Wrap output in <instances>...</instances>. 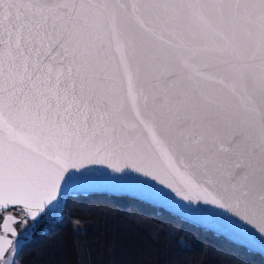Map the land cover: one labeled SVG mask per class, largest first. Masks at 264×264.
<instances>
[{
    "label": "snow or ice",
    "instance_id": "snow-or-ice-1",
    "mask_svg": "<svg viewBox=\"0 0 264 264\" xmlns=\"http://www.w3.org/2000/svg\"><path fill=\"white\" fill-rule=\"evenodd\" d=\"M97 175L264 253V0H0V264Z\"/></svg>",
    "mask_w": 264,
    "mask_h": 264
},
{
    "label": "trees",
    "instance_id": "trees-1",
    "mask_svg": "<svg viewBox=\"0 0 264 264\" xmlns=\"http://www.w3.org/2000/svg\"><path fill=\"white\" fill-rule=\"evenodd\" d=\"M60 214L34 232L18 264H264L257 254L127 197H66Z\"/></svg>",
    "mask_w": 264,
    "mask_h": 264
},
{
    "label": "water",
    "instance_id": "water-1",
    "mask_svg": "<svg viewBox=\"0 0 264 264\" xmlns=\"http://www.w3.org/2000/svg\"><path fill=\"white\" fill-rule=\"evenodd\" d=\"M90 167L96 169L98 174L103 173L109 177H118L121 175L119 173H113L111 172L110 169L104 168L99 165H93ZM82 171H87V169H83ZM130 175L135 177V179L138 181H141L147 185H151L153 189H156L162 193H165L167 197H170L177 204L183 205L184 207H191V208L199 207L202 209H206L209 213H215V214H218V216L220 217H226L227 219L235 221L241 226L248 228L250 231H254L253 229H251V226L245 225L242 221H239L237 217L232 216L231 213H227L223 209L216 208L213 205H206V204H203L202 202L199 204H190L189 202L183 201L179 197H177L175 193L171 191V189L164 187V185L159 184L157 181L152 180L150 177L142 176L139 173H130ZM91 194H104L108 196L127 197L130 199H134L139 202L148 204L154 208H159L169 213L171 216L176 217L185 223L201 228L218 237H221L225 239L226 241H228L229 243L240 246L246 249L248 252L257 254L262 259H264V253H262L258 247L255 249L250 248L247 244L244 243L241 236L235 233H231L229 231L228 226L224 221H221L218 219L217 220H204V221H195V220L189 219L185 216H181L177 214V212L173 208L167 206L162 200L153 197L149 192L144 191V190H138V189L111 187L105 183L104 178L101 175H97L96 177L89 179L88 181L85 182V184L81 188L77 189L75 192L69 193L67 197L87 196Z\"/></svg>",
    "mask_w": 264,
    "mask_h": 264
},
{
    "label": "rangeland",
    "instance_id": "rangeland-1",
    "mask_svg": "<svg viewBox=\"0 0 264 264\" xmlns=\"http://www.w3.org/2000/svg\"><path fill=\"white\" fill-rule=\"evenodd\" d=\"M60 216H61V214H59V215L54 214V215L50 216L47 220L41 221L40 224H39V226L36 228V230L39 227H41L46 221H48V220H57V219L60 218ZM0 222L2 223V221H0ZM32 223H33L32 220H28V224H32ZM15 228L17 229V232L19 233L20 225L19 224H16ZM9 255H10V250L5 253V258H7Z\"/></svg>",
    "mask_w": 264,
    "mask_h": 264
},
{
    "label": "flooded vegetation",
    "instance_id": "flooded-vegetation-1",
    "mask_svg": "<svg viewBox=\"0 0 264 264\" xmlns=\"http://www.w3.org/2000/svg\"><path fill=\"white\" fill-rule=\"evenodd\" d=\"M0 224H2V223L0 222ZM15 226H16V225H14V227H15ZM0 233H2V228H0ZM9 238H12L10 234H9Z\"/></svg>",
    "mask_w": 264,
    "mask_h": 264
}]
</instances>
